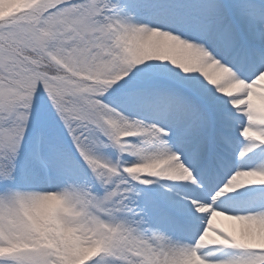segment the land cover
<instances>
[{"label":"snow or ice","instance_id":"1","mask_svg":"<svg viewBox=\"0 0 264 264\" xmlns=\"http://www.w3.org/2000/svg\"><path fill=\"white\" fill-rule=\"evenodd\" d=\"M0 264H264V0H0Z\"/></svg>","mask_w":264,"mask_h":264}]
</instances>
